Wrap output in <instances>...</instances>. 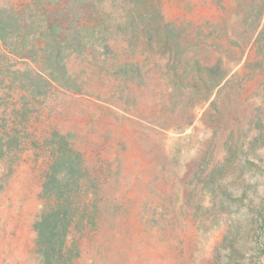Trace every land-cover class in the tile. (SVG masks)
<instances>
[{
    "label": "rangeland",
    "instance_id": "obj_1",
    "mask_svg": "<svg viewBox=\"0 0 264 264\" xmlns=\"http://www.w3.org/2000/svg\"><path fill=\"white\" fill-rule=\"evenodd\" d=\"M51 1L0 9L34 24L40 52L48 20L85 4L109 46L97 35L50 76L0 41V264H43L63 138L85 168L75 264H264V0Z\"/></svg>",
    "mask_w": 264,
    "mask_h": 264
},
{
    "label": "trees",
    "instance_id": "obj_2",
    "mask_svg": "<svg viewBox=\"0 0 264 264\" xmlns=\"http://www.w3.org/2000/svg\"><path fill=\"white\" fill-rule=\"evenodd\" d=\"M154 0H135L136 6H144L145 3ZM54 1L41 0L37 6L41 5L43 10L45 6ZM45 12V11H44ZM60 14V19L48 20L47 29L38 35L40 42L44 41L41 48L42 62L45 70L50 71V76L57 71H66V60L71 53L82 51L88 47H94L98 42L96 37L101 34L102 46L107 48L109 37L107 30L90 28L85 22L86 5L75 2H69ZM27 26V27H26ZM34 26L23 25V17L13 11L0 9V41L8 44L12 38L16 37V42L23 47V44L30 45L29 34ZM24 32L23 31H26ZM173 29H170V34ZM171 44H177L175 36H169ZM169 41V42H170ZM32 45L28 50L26 47V56L40 54ZM23 54V50H21ZM28 78L31 76L28 74ZM36 93L45 95L50 83L42 77L37 80L32 79ZM0 146V152L2 151ZM55 163L48 175L45 194L52 201V205L47 209L38 222L36 229L38 233V252L43 264H75L80 257V251L77 244L72 242V227L79 212L81 203L82 180L85 179V168L83 155L70 148L65 138L60 143V148L55 155Z\"/></svg>",
    "mask_w": 264,
    "mask_h": 264
}]
</instances>
